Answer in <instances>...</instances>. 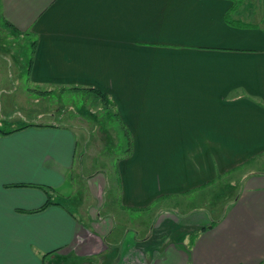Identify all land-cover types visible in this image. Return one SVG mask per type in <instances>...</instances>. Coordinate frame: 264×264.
Masks as SVG:
<instances>
[{
  "label": "crops",
  "instance_id": "0c3cea01",
  "mask_svg": "<svg viewBox=\"0 0 264 264\" xmlns=\"http://www.w3.org/2000/svg\"><path fill=\"white\" fill-rule=\"evenodd\" d=\"M0 26L32 39L43 100L92 87L131 139L117 203L83 212L102 185L76 178L83 126L0 98L38 120L0 125L22 128L0 132V264H264L262 0H0Z\"/></svg>",
  "mask_w": 264,
  "mask_h": 264
},
{
  "label": "rangeland",
  "instance_id": "374dc122",
  "mask_svg": "<svg viewBox=\"0 0 264 264\" xmlns=\"http://www.w3.org/2000/svg\"><path fill=\"white\" fill-rule=\"evenodd\" d=\"M31 40L27 36L20 37L9 34L6 29L0 26V61L2 63V68H0V95L10 93V96L0 98H3V100L4 98L5 100L9 98L10 104L13 105L10 97H13L15 104L18 98L15 96H25L30 93L31 97L37 99L35 102L38 109L45 106L46 108H50V112H54L49 115L50 118L59 121L60 116H65L67 123L83 126L81 137L79 136L78 139L75 162L77 167L82 162L83 170L80 167L79 171L76 170L79 173L76 178L85 180L86 182L89 181L90 184L100 181L102 185L96 192V198L89 197L87 199L83 197L82 204L78 201L76 205V196L71 197L68 201H64L60 196H55V199L61 203L64 201V206L72 212L76 211V206L79 204H81L80 210L83 212L89 205H95L99 209L105 208L108 210L109 207L115 206V202L117 203V161L128 151L127 137L124 134V130L118 123V119L112 117V111L105 109L99 101L87 93L75 94L68 91L65 94L56 89L50 99L43 100L37 94V92L43 89L41 90L29 84L30 74L28 65L31 56ZM18 108L19 105L17 106ZM36 120L19 112L15 113L12 117L11 115H7V117L0 119V125L2 128L9 130L16 126L38 122ZM41 120L47 121L43 117ZM89 171L92 173L88 174ZM76 178H74L75 185H77ZM90 199L93 200L89 201ZM114 216L115 218H110H113L115 222L117 215L114 214ZM78 218H80L79 215ZM145 219L148 222L151 221L149 214ZM76 262L77 260L73 259L72 261L64 262V264H75Z\"/></svg>",
  "mask_w": 264,
  "mask_h": 264
},
{
  "label": "trees",
  "instance_id": "16d2710c",
  "mask_svg": "<svg viewBox=\"0 0 264 264\" xmlns=\"http://www.w3.org/2000/svg\"><path fill=\"white\" fill-rule=\"evenodd\" d=\"M262 4H263V13H264V0H262ZM33 54V48L31 49V56H30V59H29V65H28V68H30V64H31V60H32V55ZM30 70V69H28ZM30 73V72H29ZM63 90L65 91H70V92H73V91H79V92H83V93H87V94H91L97 101H99L102 106L107 109V110H110L112 111V116L114 119H118V123L120 124V126L123 128L124 130V134L125 136L127 137V148H128V151H127V155L129 154L130 152V148H131V139H130V135L128 133V131L125 129L124 125L121 123L120 119H119V116H118V113L115 111V104L111 101V99L104 93L92 88V87H85V88H81V87H64ZM22 129L21 127L16 129V130H11V131H6V130H3L1 129L0 132L2 134H10L12 132H15L17 130H20ZM45 192H47V190H45ZM48 193V192H47ZM47 201L45 202V204L40 208L38 209L37 211H40V210H43L44 208H46L47 206L49 205H55L56 203L52 202L50 200V196L47 194Z\"/></svg>",
  "mask_w": 264,
  "mask_h": 264
}]
</instances>
